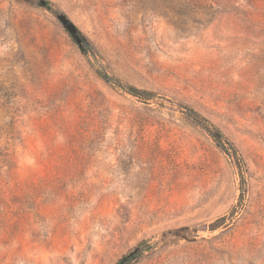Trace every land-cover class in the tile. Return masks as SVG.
Here are the masks:
<instances>
[{
  "label": "rangeland",
  "instance_id": "obj_1",
  "mask_svg": "<svg viewBox=\"0 0 264 264\" xmlns=\"http://www.w3.org/2000/svg\"><path fill=\"white\" fill-rule=\"evenodd\" d=\"M130 254L264 264V0H0V264Z\"/></svg>",
  "mask_w": 264,
  "mask_h": 264
},
{
  "label": "trees",
  "instance_id": "obj_2",
  "mask_svg": "<svg viewBox=\"0 0 264 264\" xmlns=\"http://www.w3.org/2000/svg\"><path fill=\"white\" fill-rule=\"evenodd\" d=\"M39 5L43 7H48V2L43 1V3H40ZM98 74L106 83L112 86H115L117 88H121L125 90L127 93H129L130 95L140 100L147 101L154 95L150 91L140 90L133 86H127L123 84L120 80L115 78L114 76H110L102 72H98ZM185 111H186L185 114L188 117V119H190V121L196 126H199L200 128H202L211 137L212 141H214V143L220 149H222L225 153H227V149L225 148V146H227L229 149L228 151H230V156L232 157V159L237 158L236 151L234 147L232 146V144H230L229 141L226 138H224L223 135L217 129H214L205 118H203L200 114H198L191 108L185 107ZM133 255L134 254H130L124 257L122 260H120L119 264H123L124 262L127 261L128 258H131Z\"/></svg>",
  "mask_w": 264,
  "mask_h": 264
},
{
  "label": "water",
  "instance_id": "obj_3",
  "mask_svg": "<svg viewBox=\"0 0 264 264\" xmlns=\"http://www.w3.org/2000/svg\"><path fill=\"white\" fill-rule=\"evenodd\" d=\"M39 3H43V1H40ZM56 17L59 20V22L62 24L64 29L69 33L71 38L76 42L78 47L81 50H83L84 48L83 44L84 43L88 44L84 36L78 31V29L74 26V24L66 16L59 13V14H56ZM136 250L137 249H135L134 252Z\"/></svg>",
  "mask_w": 264,
  "mask_h": 264
}]
</instances>
